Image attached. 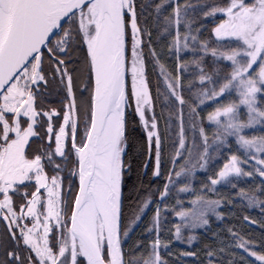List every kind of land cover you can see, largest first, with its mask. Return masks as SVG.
Here are the masks:
<instances>
[{"label":"snow or ice","instance_id":"snow-or-ice-1","mask_svg":"<svg viewBox=\"0 0 264 264\" xmlns=\"http://www.w3.org/2000/svg\"><path fill=\"white\" fill-rule=\"evenodd\" d=\"M201 17L214 22V47L199 36L204 24L193 27ZM186 50L195 58L182 59ZM74 73L84 80L79 104ZM54 95L59 110L47 103ZM133 102L150 155L154 148L157 183L141 182L144 194L127 217ZM157 105L160 118L169 117L163 136ZM197 169L210 174L199 180ZM257 175L264 178V0H0V264H169L161 250L172 241L160 236L169 208L180 220L173 239L192 245L195 229L211 233L205 264H264V234L257 240L235 226L213 230L210 220L222 221L218 209L235 200L260 207L264 217L257 195L264 180L237 183ZM153 208L145 232L155 238L125 248ZM242 222L257 224L247 215ZM181 255L201 264L196 251Z\"/></svg>","mask_w":264,"mask_h":264},{"label":"trees","instance_id":"trees-1","mask_svg":"<svg viewBox=\"0 0 264 264\" xmlns=\"http://www.w3.org/2000/svg\"><path fill=\"white\" fill-rule=\"evenodd\" d=\"M138 3L145 2V0H137ZM159 0H152V3H158ZM180 3H184V0H179ZM188 3L192 5H196L197 0H188ZM167 7V6H166ZM152 8H149V11H152ZM170 8H167V11H170ZM218 21V18L215 22ZM200 24H204L205 28L202 29V31L199 33V36L201 39H205L209 41V47H214L215 45V38L213 34L211 33V28L214 27V22L211 18H203L201 17L198 19L193 27H199ZM183 30V29H181ZM195 34V33H194ZM146 39V38H145ZM191 46V42H190ZM157 50L159 51V47L157 46ZM147 50L145 49V52ZM166 51V50H165ZM199 55V53H197ZM182 59H188L191 60L195 58L191 51L186 50L181 54ZM211 56L208 54L205 56V66L207 70H211ZM162 62H165L168 65H172L174 62V58H164L162 57ZM221 65L224 66L228 64V62L220 61ZM149 63L147 65V77L150 83V88L153 91V95L155 96V81H156V75L152 71V67ZM195 66L192 64H189V69H194ZM198 74V73H197ZM194 83L198 86V81H194ZM156 113L159 120V129L161 131V135L164 134V128L166 123L169 120L168 113L164 112L163 118H160L161 113V106L157 105L156 107ZM129 116V123L135 125V132L133 133V139L130 142V147L128 150V155L131 157V171L129 173H125V182L123 186V193H124V211L126 213L127 217L131 216V210L135 207L136 201L140 199V197L144 194L143 191L140 190V184L143 182L144 185L149 184H155L157 183L156 179L152 177L151 172L153 169V154H149L148 146H147V137L142 130L141 126L138 122V117L134 115V110H130L128 113ZM172 136H175V134L179 131V121L176 119L175 116L172 117ZM210 131V130H209ZM232 138H230L231 141ZM172 147L171 139L169 140L167 144V149L170 150ZM222 163V162H221ZM147 164V167L145 165ZM168 167L170 168L171 165L169 164ZM247 170V168H246ZM210 173H205L200 169H197L196 176L199 178V180H204L206 175ZM193 186L198 187V182L194 180ZM239 187H249L254 186L256 184H260L261 182L258 181L257 178H241L240 181L237 182ZM218 191L224 192L227 191L225 188H221L218 186ZM233 192L235 190H232ZM158 195V194H157ZM207 195L211 196L213 199H216L215 195L212 193H207ZM257 195L261 197V199H264V193H261L260 191H257ZM179 199L185 201V206L188 205L187 201L190 199V196L187 193H179L178 196ZM176 197H173L169 203L175 204ZM240 201L235 200L234 205L232 206H225L221 205L218 209L221 212L225 213V217L222 221H217L214 216L210 217V220L212 223L213 230L216 229H224L226 226H235L234 230L236 229H242V234L249 235L251 238L259 239L261 234H264V229H261L260 222L264 220V217H262L260 207L252 206L248 207L246 202H244V206L237 207L235 205H239ZM163 207V205H161ZM264 207V206H262ZM154 209L149 210L147 215L144 217V219L141 222H138L135 226H133V231L130 233V237L127 239V242L125 243L124 247L128 248L130 245H132L136 240H142L145 243H147L148 239L155 238L156 233L153 232L151 237H149L148 233L145 232V229L148 227V220L152 216ZM234 213L235 215H228V213ZM247 215L251 219L257 220V224L253 225L250 222H242L243 216ZM126 222V220H125ZM180 220L178 217H175L172 214L171 209L169 208L166 212L162 213L161 218V224L162 229L160 232V236L162 239H169L171 240V245L168 249V252H171V255L168 254V252H165L161 250V255L165 259L169 261V264H197V257H185L182 256L181 253L183 252H192L196 251L197 256L201 262V264H205V257H204V250L203 246L206 243H212L213 238L211 237V233H205L204 229L197 228L195 229V233L198 235V239L193 241L192 245H188L185 241L181 240H175L173 239V235L175 232V229L173 225L179 223ZM169 230V231H166ZM183 235L186 238L189 234L188 229H183ZM223 235H227L226 232L222 233ZM199 250V251H198Z\"/></svg>","mask_w":264,"mask_h":264},{"label":"flooded vegetation","instance_id":"flooded-vegetation-1","mask_svg":"<svg viewBox=\"0 0 264 264\" xmlns=\"http://www.w3.org/2000/svg\"><path fill=\"white\" fill-rule=\"evenodd\" d=\"M73 75H74L73 90H74V93L76 95L77 103L79 104L80 101H81V98H82V96H81V91L82 90L79 88V84H78L79 83V79H76V74L75 73ZM83 82H84V80L81 83H83ZM86 96H87V94H85V92H83V98H86ZM47 103L51 104L54 107H57V109L59 110L60 98L58 96L54 95L51 99H49L47 101ZM61 119H62V116H61ZM53 123L55 124V118L53 119ZM37 131H40V129H37ZM38 143H39V141H34L33 142V146L35 147L36 144H38ZM57 162H59V161H57ZM62 175L67 177L66 170H65V172ZM65 184H66V180H65ZM65 188H66V186H65ZM3 231H4L3 225L0 224V234H2ZM2 255H3V250H0V256H2Z\"/></svg>","mask_w":264,"mask_h":264},{"label":"rangeland","instance_id":"rangeland-1","mask_svg":"<svg viewBox=\"0 0 264 264\" xmlns=\"http://www.w3.org/2000/svg\"><path fill=\"white\" fill-rule=\"evenodd\" d=\"M218 22V21H217ZM129 41H130V37H129ZM229 63V62H228ZM151 67H152V65H150ZM83 81V76H81L80 78H79V83L78 84H80L81 82ZM130 84H131V81H130V77H129V88H130ZM85 94H87V96H86V98L88 97V93L87 92H85ZM85 98V99H86ZM134 107H135V104H134V102H133V110H134ZM210 110V109H209ZM83 119V117L81 116V120ZM142 128V127H141ZM143 130V129H142ZM144 131V130H143ZM145 133V132H144ZM145 135H146V133H145ZM147 137V136H146ZM151 154H153V168H154V166H155V153H154V148H153V151H152V153ZM70 166V165H69ZM66 170V174H67V169H65ZM247 170H250V169H247ZM256 178L258 179V181L259 182H261L262 180H264V178H260L258 175L256 176ZM65 186H67V180H66V184H65ZM154 209V208H153Z\"/></svg>","mask_w":264,"mask_h":264}]
</instances>
